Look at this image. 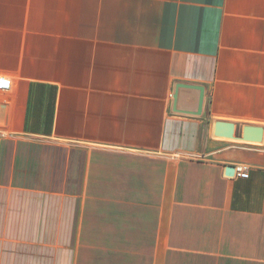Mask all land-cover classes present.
Returning <instances> with one entry per match:
<instances>
[{"label":"crops","instance_id":"obj_1","mask_svg":"<svg viewBox=\"0 0 264 264\" xmlns=\"http://www.w3.org/2000/svg\"><path fill=\"white\" fill-rule=\"evenodd\" d=\"M0 76V264H264V0H0Z\"/></svg>","mask_w":264,"mask_h":264},{"label":"water","instance_id":"obj_2","mask_svg":"<svg viewBox=\"0 0 264 264\" xmlns=\"http://www.w3.org/2000/svg\"><path fill=\"white\" fill-rule=\"evenodd\" d=\"M184 93H190L187 97ZM206 87L199 84L179 82L175 85L173 94L172 112L180 115L202 117L206 105ZM193 101L192 105H185ZM185 103V104H184ZM237 126L234 123L219 121L216 123V135L229 139H240L244 142L262 143L264 141V127L244 126L240 136H236ZM228 175L235 174V167L227 169Z\"/></svg>","mask_w":264,"mask_h":264},{"label":"built area","instance_id":"obj_3","mask_svg":"<svg viewBox=\"0 0 264 264\" xmlns=\"http://www.w3.org/2000/svg\"><path fill=\"white\" fill-rule=\"evenodd\" d=\"M12 80L6 76H0V92H8L12 89ZM235 176L248 179L250 177V169L245 165H237L235 167Z\"/></svg>","mask_w":264,"mask_h":264}]
</instances>
